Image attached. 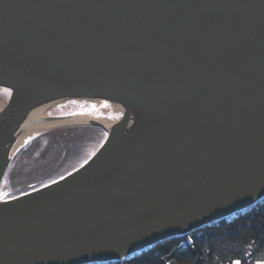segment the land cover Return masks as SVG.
I'll return each mask as SVG.
<instances>
[{
    "label": "water",
    "instance_id": "1",
    "mask_svg": "<svg viewBox=\"0 0 264 264\" xmlns=\"http://www.w3.org/2000/svg\"><path fill=\"white\" fill-rule=\"evenodd\" d=\"M0 90V264L119 262L264 199V0H0ZM74 99L119 118L43 113ZM73 126L98 148L6 196L20 151Z\"/></svg>",
    "mask_w": 264,
    "mask_h": 264
},
{
    "label": "trees",
    "instance_id": "2",
    "mask_svg": "<svg viewBox=\"0 0 264 264\" xmlns=\"http://www.w3.org/2000/svg\"><path fill=\"white\" fill-rule=\"evenodd\" d=\"M102 139L103 133L100 129L85 128L67 129L38 137L18 154L7 174L3 189L7 192V196L12 197L59 178L86 159L88 152L96 149ZM88 140L91 141V144L88 142L85 147L88 152L77 160H72V157L66 156V153L63 155V152L69 155L70 147L75 150V145L79 142L86 143ZM38 142L42 143L43 148L39 157L41 159L36 160L34 155L29 153L38 147ZM64 158L68 161L65 162ZM31 163L34 165L32 166ZM26 166H31V168ZM21 168L29 169L30 172L20 174L23 177L13 182V173ZM234 263L264 264V200L236 218L222 220L190 235L167 240L137 257L106 264Z\"/></svg>",
    "mask_w": 264,
    "mask_h": 264
},
{
    "label": "bare ground",
    "instance_id": "3",
    "mask_svg": "<svg viewBox=\"0 0 264 264\" xmlns=\"http://www.w3.org/2000/svg\"><path fill=\"white\" fill-rule=\"evenodd\" d=\"M8 98H9V91L7 90H0V100H2L3 102H6L8 101ZM91 101V102H90ZM100 101L99 99H74V100H68L62 104H58L56 108H54V110H52L50 107H46L43 111V113L45 114H48V113H52L53 115L54 114H68V113H71L72 114L74 112H77V113H81V114H87V115H90L92 117H96L98 118L99 120H102V121H107V120H110L112 119V117H114L111 113V108L109 105H103L104 107L102 109H98L96 106H98L100 104ZM85 102H90L92 103L93 105V108H96V109H93V111H88L87 108L85 107V105L83 103ZM107 103V102H106ZM78 104V105H77ZM75 105L77 107H75ZM90 106V104H88ZM113 106V105H112ZM72 107H75L73 110ZM70 108L72 110H68L67 109ZM119 118V115H116L111 121H116L117 119ZM74 127H78V126H74ZM82 127L83 126H79ZM69 127H57V128H54L50 131H46V132H43L41 134H39L40 138L43 137V136H46L48 134H52V133H57L59 131H62V130H67ZM91 130V129H90ZM101 130V129H100ZM102 131V130H101ZM85 133V132H84ZM103 133V138H104V132L102 131ZM79 134H83L82 132H79ZM82 136V135H81ZM103 140V139H102ZM102 142V141H101ZM100 142V144H101ZM99 144V145H100ZM98 145V146H99ZM29 144L26 146L28 147ZM97 146V147H98ZM65 149H66V146H65ZM85 149V148H84ZM83 150V149H82ZM73 151V152H72ZM81 149L78 151L76 148L75 150L73 149V147H70V151H69V155H67L68 153L67 152H63V155L66 153V156H71L72 157V160H77V158H79L80 156H82L83 154H85L86 152H88V150L85 149V151H81ZM94 150L88 152L87 156H89ZM65 162H67L68 160L67 159H63ZM63 161V162H64ZM61 165V164H59ZM264 200V199H263ZM215 224V223H214ZM212 226V225H210ZM184 237V236H183ZM163 243V242H162ZM124 261V260H123ZM120 262V261H119Z\"/></svg>",
    "mask_w": 264,
    "mask_h": 264
},
{
    "label": "rangeland",
    "instance_id": "4",
    "mask_svg": "<svg viewBox=\"0 0 264 264\" xmlns=\"http://www.w3.org/2000/svg\"><path fill=\"white\" fill-rule=\"evenodd\" d=\"M84 105H85V107L87 108V110L88 111H93V109H96V108H93V106H89L88 104V102H85V103H83ZM78 105V104H77ZM76 106V105H75ZM111 120V119H110ZM39 141V140H38ZM40 141H42V140H40ZM89 142V144H91V141H87L86 143H78L77 145H75L74 146V148H76L78 151L81 149V151H85V147H86V144ZM42 143H44L43 141H42ZM42 143H37L38 144V147H35L34 149H33V151H32V153H29L30 155H34L33 157L36 159V160H38V159H41V158H39L40 157V154L42 153L41 151H42V148H43V145H42ZM83 149V150H82ZM81 151H80V153H81ZM28 155V154H27ZM38 165L40 164V163H37ZM31 165L33 166L34 165V163H31ZM26 167H29V168H31V166H26ZM28 169V168H27ZM30 172V170L28 169V170H25V169H18V170H16L14 173H13V175H12V181L13 182H17V181H19L20 180V177H23V176H21V175H24L25 173H29ZM15 174V175H14ZM17 174H21L20 176L18 175L17 176ZM234 264H237V263H234Z\"/></svg>",
    "mask_w": 264,
    "mask_h": 264
},
{
    "label": "flooded vegetation",
    "instance_id": "5",
    "mask_svg": "<svg viewBox=\"0 0 264 264\" xmlns=\"http://www.w3.org/2000/svg\"><path fill=\"white\" fill-rule=\"evenodd\" d=\"M75 107H77V106H75ZM75 107H72L73 110H75V109H74ZM68 110H72V109L68 108L67 111H68ZM70 128H71V129H81V127H80V128H79V127H70ZM84 128L86 129V127H82V129H84ZM87 129H89V128H87ZM88 135H89V134H88ZM78 162H80V161H78Z\"/></svg>",
    "mask_w": 264,
    "mask_h": 264
}]
</instances>
